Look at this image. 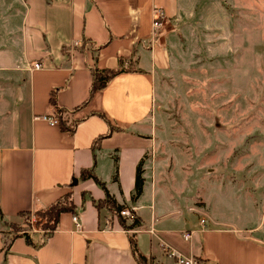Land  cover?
<instances>
[{
  "label": "crops",
  "instance_id": "1",
  "mask_svg": "<svg viewBox=\"0 0 264 264\" xmlns=\"http://www.w3.org/2000/svg\"><path fill=\"white\" fill-rule=\"evenodd\" d=\"M200 1L17 0L12 5L21 19L1 33L0 43V264H139L131 235L145 264H172L166 252L194 256L202 264H264V202L258 213L250 180L233 169L214 171L212 161L209 180L235 185L236 202L221 208L202 199L195 207V192L186 186L190 176L182 175L177 193L163 186L146 157L159 145L158 77L172 62L180 22ZM154 7L164 12L155 34ZM120 63L129 70L72 110L89 94L90 66ZM57 106L69 109L64 114L69 120L79 119L73 132L41 117L57 116ZM109 124L112 131L93 146ZM140 160L142 191L132 200ZM83 168H91L116 203L131 211L126 223L137 217L138 226L126 230L115 214L96 206L105 190L93 177L81 178ZM57 202L72 203L73 209L59 215L48 236L32 234L34 245L21 236L12 239L8 224L21 222L20 212L33 214Z\"/></svg>",
  "mask_w": 264,
  "mask_h": 264
},
{
  "label": "rangeland",
  "instance_id": "2",
  "mask_svg": "<svg viewBox=\"0 0 264 264\" xmlns=\"http://www.w3.org/2000/svg\"><path fill=\"white\" fill-rule=\"evenodd\" d=\"M16 1L0 0V43L1 33L21 19L19 11L11 12ZM198 4L180 22V42L158 77L159 145L146 157L163 186L177 193L182 175L190 176L186 186L195 192V207L203 200L221 208L234 205L235 185L209 180L207 172L212 161L214 171L233 169L257 190L252 205L259 213L264 202V0ZM256 212L253 208L254 220ZM31 217L30 233H45L43 220Z\"/></svg>",
  "mask_w": 264,
  "mask_h": 264
},
{
  "label": "trees",
  "instance_id": "3",
  "mask_svg": "<svg viewBox=\"0 0 264 264\" xmlns=\"http://www.w3.org/2000/svg\"><path fill=\"white\" fill-rule=\"evenodd\" d=\"M99 47V46H98ZM96 60V56L94 58ZM121 61V60H120ZM90 73H91V83H90V88H89V94L87 98L80 104L74 106L72 110H77L78 108L85 106L86 103L90 100L92 97L93 93L98 90L103 88L104 86L107 85V83L118 73L122 71H127L129 68H124L122 67L121 63L118 67H106V68H100L98 66H90ZM52 102L56 104V100L54 96L52 95L51 97ZM69 109L57 106V117H58V124L60 127H62L64 130L68 132H73L75 129L76 124L79 122V119H74V120H69L67 117L64 116L65 112H67ZM98 115L103 117L105 120L108 121L106 116L101 113L97 112ZM112 131V126L109 124V130L97 136L93 140V146H96L100 139L106 135H108ZM141 164L142 160L139 161L137 168H136V177H135V185H134V192L132 194L131 199L135 200L138 195L142 191V185H143V177H142V169H141ZM80 177L81 178H88V177H93L96 182H98L105 190V198L101 201H95V204L98 208H106L110 210L113 214H115L122 225V227L126 230H130L135 228L136 226L139 225V221L136 218H133L131 223L127 224V219L123 216L120 215V211L124 208L123 205H119L116 203V201L111 197L109 191L107 190L104 182L100 181L95 174L91 171V168H83L80 172ZM73 204L70 203L68 206L61 204L60 202H57L56 204L40 211H36L33 214L36 215L40 220H43L42 227L46 231L45 233H42V236L46 237L50 234V232L54 229L58 222L59 215L62 212L70 211L73 208ZM32 213L29 211H23L18 214L20 219H22L21 222L19 223H11V232H12V239L21 236L23 237L26 242L29 244H33V237L32 234L30 233V229L32 228L31 223H30V217ZM39 222L38 220H36ZM36 222V223H37ZM130 241V248L132 250V253L135 257V259L138 261L139 264H145V257L142 256L137 249V242L135 240L134 235H131L129 237ZM41 244V243H40ZM37 244V245H40ZM36 245V244H35ZM7 250V249H6Z\"/></svg>",
  "mask_w": 264,
  "mask_h": 264
},
{
  "label": "built area",
  "instance_id": "4",
  "mask_svg": "<svg viewBox=\"0 0 264 264\" xmlns=\"http://www.w3.org/2000/svg\"><path fill=\"white\" fill-rule=\"evenodd\" d=\"M163 18H164V12L161 8L159 7H154L153 9V16H152V26L154 28V34L156 32L157 29H160L161 27H163ZM153 34V35H154ZM34 67H39L40 63L35 61L33 63ZM43 119L48 120L51 124H58V117L57 116H48L43 114L41 116ZM120 215L126 218H132V213L130 210L128 209H122L120 211ZM31 218L30 217V223L31 222ZM72 221L75 224V226L79 229L81 228V222H80V218L78 215H73L72 216ZM201 224L203 225L205 220L201 219L200 220ZM190 233H185L183 235L184 239H188ZM168 257L173 259V263L172 264H202L201 260L197 257L191 256V257H186V256H181V255H175L172 252H166L165 253ZM157 264H165L164 262H158Z\"/></svg>",
  "mask_w": 264,
  "mask_h": 264
},
{
  "label": "water",
  "instance_id": "5",
  "mask_svg": "<svg viewBox=\"0 0 264 264\" xmlns=\"http://www.w3.org/2000/svg\"><path fill=\"white\" fill-rule=\"evenodd\" d=\"M76 181H77L76 178H73L72 183L75 184Z\"/></svg>",
  "mask_w": 264,
  "mask_h": 264
}]
</instances>
